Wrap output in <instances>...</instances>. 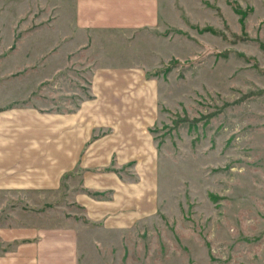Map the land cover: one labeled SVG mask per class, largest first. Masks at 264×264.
Instances as JSON below:
<instances>
[{
  "label": "rangeland",
  "instance_id": "1",
  "mask_svg": "<svg viewBox=\"0 0 264 264\" xmlns=\"http://www.w3.org/2000/svg\"><path fill=\"white\" fill-rule=\"evenodd\" d=\"M161 9L154 28L87 40L71 0H0V113L18 127L26 113L68 112L89 97L93 69L137 70L136 85L155 89L160 204L143 228L153 234L124 240L118 264H264V0ZM78 180H62L40 211L65 213Z\"/></svg>",
  "mask_w": 264,
  "mask_h": 264
},
{
  "label": "crops",
  "instance_id": "2",
  "mask_svg": "<svg viewBox=\"0 0 264 264\" xmlns=\"http://www.w3.org/2000/svg\"><path fill=\"white\" fill-rule=\"evenodd\" d=\"M71 2L74 29L94 39L154 28L163 7V0ZM100 68L73 110L26 113L18 127L0 113V264H118L124 240L153 234L143 228L160 204L148 135L155 89L136 85L135 69ZM69 177L79 180L67 189V211L52 220L37 205ZM12 202L33 207L4 212Z\"/></svg>",
  "mask_w": 264,
  "mask_h": 264
},
{
  "label": "trees",
  "instance_id": "3",
  "mask_svg": "<svg viewBox=\"0 0 264 264\" xmlns=\"http://www.w3.org/2000/svg\"><path fill=\"white\" fill-rule=\"evenodd\" d=\"M237 11H238V13L241 12V11L238 10V9H237ZM209 117H210V116H209ZM199 120H200V119H193V120H190V121H188V124H189L190 126H191V125H194V124L197 123ZM183 121H186V120H182V119H180V120L174 121L172 124H173V126L175 127V125H177V124H179L180 122H183Z\"/></svg>",
  "mask_w": 264,
  "mask_h": 264
}]
</instances>
